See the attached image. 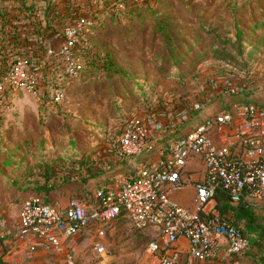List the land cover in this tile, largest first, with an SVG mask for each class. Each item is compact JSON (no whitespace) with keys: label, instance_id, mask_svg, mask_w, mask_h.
I'll return each instance as SVG.
<instances>
[{"label":"built area","instance_id":"2783aa9c","mask_svg":"<svg viewBox=\"0 0 264 264\" xmlns=\"http://www.w3.org/2000/svg\"><path fill=\"white\" fill-rule=\"evenodd\" d=\"M43 1L44 10L38 0L31 6L38 19H45L50 6L52 16L65 18L63 26L47 34L44 55L13 62L0 86L25 92L42 109L58 114L67 88L85 71L82 53L91 51L85 37L98 15L91 14L88 0ZM127 1L114 0L109 14L119 17ZM19 5L21 0H0V10L16 12ZM256 66L253 74L264 79V65ZM245 89L242 79L225 76L212 79L193 96L156 97L141 106L126 123H115L113 142L105 144L94 167L129 163L131 172L114 174L87 199L67 206L25 199L13 229L0 220V239L11 238L34 257L53 254L75 264L69 241L90 233L93 253L103 257L109 248L107 227L127 220L136 230L151 233L155 264H240L251 243L230 215L241 205L264 203V103H232L200 123L193 121L217 99ZM104 153L112 161L105 162ZM184 189L194 191L193 208L174 198ZM219 195L227 197L230 215L219 213Z\"/></svg>","mask_w":264,"mask_h":264},{"label":"rangeland","instance_id":"374dc122","mask_svg":"<svg viewBox=\"0 0 264 264\" xmlns=\"http://www.w3.org/2000/svg\"><path fill=\"white\" fill-rule=\"evenodd\" d=\"M88 2L91 14L98 16L85 44L96 52L94 56L111 58L123 73L109 75L103 67L87 65L67 88L59 117L44 113L33 96L0 86V176H11L24 165L37 163L42 143H51L65 154L77 142L83 147L87 142L83 128L88 123L109 126V118L116 116L117 110L133 113L145 100L197 91L216 77H231L229 67L240 72L248 63L253 70L264 65V0H129L117 18L109 14L114 0ZM38 4L42 10L47 6L43 0ZM261 97L255 100L261 103ZM221 109L216 103L209 107L210 111ZM205 116L206 112L202 118ZM103 155L105 162L112 161L109 154ZM179 194L180 204L193 208L194 192ZM17 195L0 210V220L7 221L9 229L15 226L23 201L31 198L21 192ZM79 200L70 194L61 198L60 204ZM255 212L264 227V203L255 207ZM106 231L109 248L103 257L93 253L90 233L68 242L75 250V264H155L149 251L150 232L136 230L127 220L112 223ZM8 241L2 249L5 264H67L53 254L33 257L11 238ZM257 243L240 264L264 262V237Z\"/></svg>","mask_w":264,"mask_h":264},{"label":"trees","instance_id":"16d2710c","mask_svg":"<svg viewBox=\"0 0 264 264\" xmlns=\"http://www.w3.org/2000/svg\"><path fill=\"white\" fill-rule=\"evenodd\" d=\"M21 3L19 11L14 12L12 8H9V12L5 9L0 10V80L10 72L13 62L15 63L19 58L38 59L40 55H44L47 45V34L49 32H57L55 27L60 28L65 21L63 16H52L50 6L47 8L49 11L46 13L45 19L43 21L39 20L35 15V7H28L23 0H21ZM89 4L88 2L86 5L88 6ZM43 22H45V26ZM237 35H239V38L242 36V34ZM40 38L43 39L42 43H40ZM94 54L96 52L84 51L82 53L85 70L87 65L93 63L98 67H103L109 75L123 73L122 69L115 66L111 58L105 57V59H101L98 56H94ZM246 67L245 71L240 72L236 71L235 66L234 68L229 67L230 73L237 74L238 76L235 77L242 79L246 84L244 93L234 96L232 102L261 105L252 97L261 95L264 100V88H262L264 79L253 74V66L251 64L248 63ZM233 74L232 76H234ZM151 100H145L139 106L146 105ZM58 110V114H55L53 111H45L43 109L44 113L49 112L59 117L62 113L61 106H59ZM117 112L116 116L109 118L114 124L126 123L133 114L131 112L122 114L120 110H117ZM83 130L87 132L84 135L87 142L82 143L83 147L77 142L72 144L69 152L67 151V154H65L63 151L58 152L51 143L49 145L42 143L38 150L40 160L37 163L35 162V165L33 164L34 167H32V164L24 165L19 173H14L11 176L1 175L0 210L5 203H13L16 199L14 196L19 192L29 197L41 198L45 196V201L49 203L70 194H75L76 197L84 200L90 196L94 189L102 186V177L107 175L106 173H113V170L103 168L100 171L91 172L90 169L96 166L99 148L104 144L113 142V130L110 129V124L109 126H95L89 123ZM33 155H36V151ZM11 173L12 170H9V174ZM11 191H14V193L10 195ZM217 202L219 213L230 215L229 210L231 207L227 197L219 195ZM234 210V214L230 216L242 228L244 235L250 240L252 249V246L258 245L257 239L264 237V227L259 223L255 208L241 205ZM255 235H257L256 239L253 237ZM250 252L251 250L244 258L249 256ZM254 259L259 263L258 258ZM0 264H5L1 255ZM260 264H264V262Z\"/></svg>","mask_w":264,"mask_h":264},{"label":"crops","instance_id":"0c3cea01","mask_svg":"<svg viewBox=\"0 0 264 264\" xmlns=\"http://www.w3.org/2000/svg\"><path fill=\"white\" fill-rule=\"evenodd\" d=\"M216 78H219V77H216ZM208 83V82H207ZM207 83L206 84H204V86H202V88L201 89H199V90H197V91H201V90H204V88L206 87V85H207ZM197 91H194V92H190V93H186V94H183V95H189V96H193V94L194 93H197ZM183 95H178L177 97H179V96H183ZM257 96L258 95H255V96H253L252 98H254V99H257ZM232 100H233V97L232 98H219V99H217L216 101H214L213 103H211V104H209L207 107H206V109L203 111V112H201L200 114H199V116H197V118L195 119V121H193V123H195V124H197V123H200L202 120H204L205 118H207L208 116H211V115H213L214 113H216V112H218V111H210L209 110V107H210V105H213V104H217V105H221V107H222V109L221 110H224V109H228L229 108V106L233 103L232 102ZM259 103V102H258ZM264 103V100L260 103V104H263ZM140 108H141V106H139L137 109H135L134 110V112L135 111H137L138 109L140 110ZM142 109V108H141ZM220 110V111H221ZM204 112H206V116H205V118H202V114L204 113ZM112 124H114L113 122H111V124H110V126L112 125ZM105 145V144H104ZM104 145H102L100 148H99V152H98V157H97V159L99 158V153H101V151H102V149H103V146ZM95 157V158H96ZM96 159V160H97ZM100 160V159H99ZM91 170V172H96L97 170H94V167L93 168H91L90 169ZM111 170H113V173H106L107 175H105L104 177H102V180H103V183H102V185L103 184H105V183H107L109 180H110V178L114 175V174H116V173H124V174H126V173H128V172H131L132 171V166L131 165H129V163H124V164H121V163H118L117 165H116V167L114 166ZM99 171H100V169H99ZM97 189V188H96ZM96 189H94L93 191H95ZM187 190H191V191H193L192 189H187ZM194 192V191H193ZM181 195L182 194H177L174 198H175V200H177L178 201V203H180V201H179V199H180V197H181ZM87 199V198H86ZM60 201H61V198H58V199H55V201L54 202H49V203H58V204H60ZM61 205V204H60ZM182 205V204H181ZM182 206H184V205H182ZM186 207V206H185ZM182 242L183 243H185V241H183L182 240ZM9 243V241L8 240H5V239H0V255L1 256H3V261L5 262V254H4V251L2 252V249H3V246H6V244H8ZM22 249V251L23 252H26V253H28L27 252V250L25 249V248H21ZM29 254V253H28ZM30 255V254H29ZM32 256V255H31ZM34 257V256H33ZM36 257H38V256H36ZM41 257V256H40ZM6 263V262H5Z\"/></svg>","mask_w":264,"mask_h":264},{"label":"water","instance_id":"95a60500","mask_svg":"<svg viewBox=\"0 0 264 264\" xmlns=\"http://www.w3.org/2000/svg\"><path fill=\"white\" fill-rule=\"evenodd\" d=\"M35 0H27L28 6L31 7L34 4ZM52 4L55 3L56 0H49Z\"/></svg>","mask_w":264,"mask_h":264}]
</instances>
